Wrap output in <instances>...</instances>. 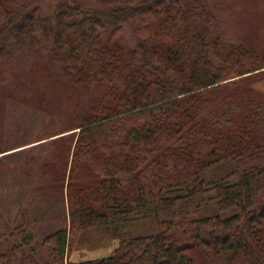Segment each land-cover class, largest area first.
Listing matches in <instances>:
<instances>
[{"label":"trees","instance_id":"1","mask_svg":"<svg viewBox=\"0 0 264 264\" xmlns=\"http://www.w3.org/2000/svg\"><path fill=\"white\" fill-rule=\"evenodd\" d=\"M215 18L208 0H64L50 15L0 0V54L34 52V92L45 103L58 99L71 119L24 148L17 166L29 173L38 165L50 177L35 185L36 198L50 189L66 195L69 227L25 231L32 203L20 204L16 223L7 208L0 264L35 258L36 233L48 252L41 264H208L213 255L264 264V91L253 86L264 43L250 30L253 44L226 42L212 32ZM125 25L141 35L134 46L114 35ZM227 161L254 165L235 181L204 177ZM206 194L216 212L159 220L156 232L122 238L108 257L67 259L83 229L145 209L159 216ZM53 212L36 208L43 221ZM15 232L22 238L10 242Z\"/></svg>","mask_w":264,"mask_h":264},{"label":"rangeland","instance_id":"2","mask_svg":"<svg viewBox=\"0 0 264 264\" xmlns=\"http://www.w3.org/2000/svg\"><path fill=\"white\" fill-rule=\"evenodd\" d=\"M19 1L30 4L36 14L50 15L64 0ZM67 1L72 2L73 0ZM208 4L216 14L212 26L213 33H217L229 43L251 42L253 44L254 40L251 39L248 31L250 30L259 32V43H264V0H208ZM114 35L130 46H134L141 36H138L133 28L127 25L121 29L119 34ZM2 51L5 54H0V148L6 152L0 154V162L8 161L6 163L11 166L12 170L9 174H4V177L0 176V213L6 214L11 209V221L16 223V219H20L16 215L20 204L24 203L28 206L32 203L28 210V223L25 231L37 225L46 226L50 223L57 227H69L67 213L64 214L67 206L66 195L56 194L50 189L45 193L44 198H36L40 193L35 192V185L47 183L45 180L50 177L44 176L38 165L28 171L29 173L19 171L17 166L23 162L27 147L38 143L40 138L51 139V135L62 132L71 124L70 116L60 109L58 99L52 103H45L34 92L33 88L39 78L37 74L33 75L32 65L36 60L34 52H22L12 48ZM253 86L264 91V73L253 83ZM4 154L9 155L5 158L2 156ZM252 165L254 164L240 165L227 161L204 172V177L225 182L235 181L244 169ZM2 166L4 165L1 164L0 168ZM42 201L44 203L40 204ZM45 204L54 207V212L53 215L45 217L43 221L38 219L36 208ZM217 210L215 200L211 195L206 194L190 200H179L176 206L161 211L159 216H155L152 210L145 209L140 213L133 212L124 219L104 221L74 235V243L67 259L80 261L108 257L119 246L122 238L156 232L160 227L159 220L181 219L189 212H196L203 216ZM10 238L11 242L22 236L19 232H15ZM40 238V235L36 233L32 244L36 247L33 251L36 257L28 261V264H41L39 260L42 256L45 261L48 260L47 250L42 246H37ZM208 264L228 263L223 255H213Z\"/></svg>","mask_w":264,"mask_h":264}]
</instances>
